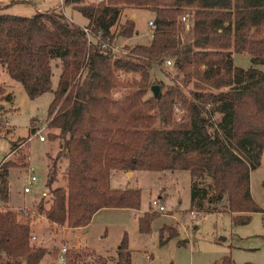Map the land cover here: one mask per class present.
I'll return each instance as SVG.
<instances>
[{
  "label": "trees",
  "instance_id": "obj_1",
  "mask_svg": "<svg viewBox=\"0 0 264 264\" xmlns=\"http://www.w3.org/2000/svg\"><path fill=\"white\" fill-rule=\"evenodd\" d=\"M66 4L87 22L55 7L0 12V65L29 96L52 93L40 139L50 141L46 180L31 209L51 225L80 226L104 205L139 206L140 188L112 187V170L185 169L192 177L190 210H229L237 222L263 210L251 193L250 170L264 147V71L235 64L233 52L264 62V0H63ZM125 7L151 9L155 26L148 42L126 43V51L118 53L115 42L136 33L134 18L119 19ZM186 12L188 21L181 19ZM152 84L159 85L156 94ZM30 128L36 133L35 125ZM18 144L14 140L11 150ZM18 153L27 166L25 153ZM10 165L13 160L0 162L6 203L0 208V264H38L50 248L31 240L36 213L19 217L8 203ZM156 214L141 213L139 230H148ZM178 225H163L160 242L178 234ZM59 249L58 244L54 253ZM95 255L84 264H130L126 235L116 255ZM70 256L67 249V264ZM223 262L238 264L228 256Z\"/></svg>",
  "mask_w": 264,
  "mask_h": 264
},
{
  "label": "rangeland",
  "instance_id": "obj_2",
  "mask_svg": "<svg viewBox=\"0 0 264 264\" xmlns=\"http://www.w3.org/2000/svg\"><path fill=\"white\" fill-rule=\"evenodd\" d=\"M51 7L61 8L82 24L87 22V18L78 10L63 5V0H0V12L31 14ZM132 13H136V16ZM127 16L135 19L137 34L119 38L113 45V50L118 53L126 51V43L148 42L151 36L148 24V20L154 16L151 9L125 7L119 19L123 21ZM233 61L242 67L255 65L264 71V62L253 63L248 52L234 51ZM53 70L52 80L55 83L59 69L54 66ZM126 75L130 76L122 74L120 77ZM9 91L12 93L11 99L6 98ZM51 99L50 91L29 96L23 84L0 65V162L5 159L14 162L9 166L8 203L20 211L19 217L27 215L29 211L36 213L31 218V232L34 235L31 240L50 248L38 264H67L66 260L58 258V250L53 251L63 239L70 245V264H84L94 259L95 253L116 255V248L124 234L130 250V264H226L223 262L224 256L238 264H264V147L260 163L250 170L251 193L263 210L250 212L246 222L235 221L229 210H190L192 177L185 169H137L132 176L124 174V170L114 169L110 177L112 186L140 188L137 208L102 209L85 229L71 230L66 227L67 224L51 225L44 214L31 209L39 201V191L44 188L46 180V151L50 149V141L47 138L40 140L39 134L45 135ZM33 125L36 133L30 131ZM14 140L19 144L11 150ZM19 150L25 153L29 161L27 166L23 165ZM29 173L36 175V181L31 191L23 193V183ZM155 197L164 204V210L153 209L151 200ZM33 199L35 203H32ZM144 211H157L158 214L151 218L149 229L141 231L138 216ZM172 223L179 224L178 234L161 243L160 228ZM179 238H187L186 243L180 244ZM95 248H107L109 253Z\"/></svg>",
  "mask_w": 264,
  "mask_h": 264
},
{
  "label": "built area",
  "instance_id": "obj_3",
  "mask_svg": "<svg viewBox=\"0 0 264 264\" xmlns=\"http://www.w3.org/2000/svg\"><path fill=\"white\" fill-rule=\"evenodd\" d=\"M190 16H191V13L186 12L183 15H181V19L185 20V21H188ZM148 24L150 25V30H152L154 28V26H155V24H154L152 19L148 20ZM170 62H171L170 58L165 59V63H170ZM118 75L121 76L122 73L119 72ZM39 138L43 139L44 135L43 134H39ZM35 181H36V175L34 173H29L28 176L26 177V179L24 180V183H23V187H22L23 193L31 191ZM151 204H153V209L154 210L158 209V210L161 211V210L165 209L164 204L159 202V199H157L156 197L152 198ZM5 205H6V203L2 200V197H1V194H0V208L5 207ZM32 237H34V235ZM66 251H67V245L66 244H62L60 246V249H59V252H58V258L61 259V260H64L65 259V255H66Z\"/></svg>",
  "mask_w": 264,
  "mask_h": 264
},
{
  "label": "crops",
  "instance_id": "obj_4",
  "mask_svg": "<svg viewBox=\"0 0 264 264\" xmlns=\"http://www.w3.org/2000/svg\"><path fill=\"white\" fill-rule=\"evenodd\" d=\"M132 15H134V16H136V13H132ZM135 20V19H134ZM135 34V33H134ZM136 34H137V32H136ZM137 36V35H136ZM151 37V36H150ZM150 37H149V39H150ZM123 172H125L124 174H129V172H130V175L129 176H132V174L134 173V171H126V170H124ZM111 174H112V171L110 172V177H111ZM122 179V178H121ZM121 179L119 180V181H121ZM118 181V184H121V182H119ZM112 186V185H111ZM112 187H114V186H112ZM122 187V186H121ZM124 187V186H123ZM112 208V207H116V208H122L121 206H107V205H104V206H102V207H100V208H98V209H96L95 211H94V213L92 214V216H91V218H90V220L86 223V224H83V225H80V226H70V225H64V226H66V227H68V229H71V230H77V229H85L86 227H88V225L90 224V222H91V219L100 211V210H102V209H105V208ZM128 208H134V207H128ZM65 242V243H64ZM62 243H64V244H66V243H68L67 242V240L66 239H63V241L60 243V246H61V244ZM67 245V249L69 248L68 246H70L69 244H66ZM95 249H98V250H103V251H106V252H108L109 253V251H107L108 249L107 248H103V249H99V248H95ZM109 254H111L112 255V253H109ZM100 255H102V256H104L103 254H101L100 253ZM110 255V256H111ZM109 256V255H108ZM108 256H104V257H108ZM64 260H66V255H65V259Z\"/></svg>",
  "mask_w": 264,
  "mask_h": 264
},
{
  "label": "water",
  "instance_id": "obj_5",
  "mask_svg": "<svg viewBox=\"0 0 264 264\" xmlns=\"http://www.w3.org/2000/svg\"><path fill=\"white\" fill-rule=\"evenodd\" d=\"M151 89L153 90V93L156 94L159 91V85L158 84H152ZM130 175V172H129Z\"/></svg>",
  "mask_w": 264,
  "mask_h": 264
}]
</instances>
